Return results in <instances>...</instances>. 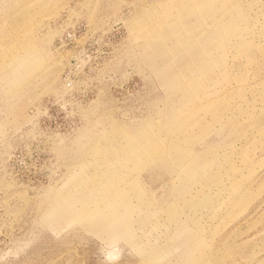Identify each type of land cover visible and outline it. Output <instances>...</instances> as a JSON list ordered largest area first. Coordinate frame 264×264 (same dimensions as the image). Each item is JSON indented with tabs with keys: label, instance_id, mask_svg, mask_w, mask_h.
Masks as SVG:
<instances>
[{
	"label": "rangeland",
	"instance_id": "obj_1",
	"mask_svg": "<svg viewBox=\"0 0 264 264\" xmlns=\"http://www.w3.org/2000/svg\"><path fill=\"white\" fill-rule=\"evenodd\" d=\"M0 264H264V0H0Z\"/></svg>",
	"mask_w": 264,
	"mask_h": 264
}]
</instances>
